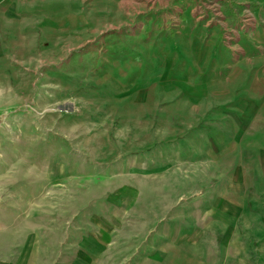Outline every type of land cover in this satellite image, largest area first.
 <instances>
[{
    "label": "rangeland",
    "instance_id": "1",
    "mask_svg": "<svg viewBox=\"0 0 264 264\" xmlns=\"http://www.w3.org/2000/svg\"><path fill=\"white\" fill-rule=\"evenodd\" d=\"M178 2L58 0L68 13L26 20L11 40L0 72V225L10 239L72 236L101 219L120 237L121 264H240L243 254L264 264V155L241 159L227 99L191 101L148 79L160 17L169 36L187 20L172 11ZM188 2L196 15L264 31V0ZM258 110L242 140L264 134V103Z\"/></svg>",
    "mask_w": 264,
    "mask_h": 264
},
{
    "label": "crops",
    "instance_id": "2",
    "mask_svg": "<svg viewBox=\"0 0 264 264\" xmlns=\"http://www.w3.org/2000/svg\"><path fill=\"white\" fill-rule=\"evenodd\" d=\"M247 1L263 0H217L214 4L226 10L231 6L228 3ZM190 4L179 0L172 5V11L181 10L187 18L178 20L172 36L164 32L172 24H167L165 16L160 17L166 28L152 36L148 48L156 49L154 53L162 49V53L154 57L148 79L158 85L164 82L171 90H181L191 101L208 97L219 101L210 104L221 106L227 99L226 105L232 107L233 116L242 126L238 133L240 157L244 160L242 152L247 151L254 164L255 150L264 155V145L260 146L262 141L255 137L264 134H248L250 138L244 140L242 137L246 136L245 123L253 120L259 105L264 103V77L260 70L264 69V31H254V22L234 24L225 13L220 18L196 15L199 12L194 14L195 7ZM67 8L59 5L58 0H0V72L9 70L11 40L24 37L26 20L34 22L41 15L65 14ZM258 25L263 26L264 20H258ZM7 227L0 225V264H121L124 252L120 250V237L112 233V225L103 224L101 219L94 221L89 232L84 226L85 230L74 231L72 236L63 232L58 237H42L38 232L29 239L12 240L6 234ZM255 233L264 234V225ZM241 257L240 264H258L251 254Z\"/></svg>",
    "mask_w": 264,
    "mask_h": 264
}]
</instances>
